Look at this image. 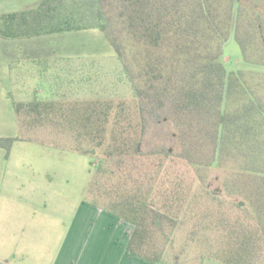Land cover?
<instances>
[{"label":"trees","instance_id":"1","mask_svg":"<svg viewBox=\"0 0 264 264\" xmlns=\"http://www.w3.org/2000/svg\"><path fill=\"white\" fill-rule=\"evenodd\" d=\"M234 4L42 0L2 15L3 38L100 30L125 91L15 103L20 135L0 148L37 141L95 158L90 203L133 226L126 252L149 264H181V254L191 264H264V72L226 70ZM233 38L243 62L264 67V12L240 4ZM161 121L177 150L143 152ZM214 169L219 189H210Z\"/></svg>","mask_w":264,"mask_h":264},{"label":"rangeland","instance_id":"2","mask_svg":"<svg viewBox=\"0 0 264 264\" xmlns=\"http://www.w3.org/2000/svg\"><path fill=\"white\" fill-rule=\"evenodd\" d=\"M240 4L259 13L264 12L263 3L257 2V0H235L232 29L229 39L222 49L223 62L229 72L238 70L264 72V67L245 63L241 60L240 49L233 38L234 20ZM84 33L86 34L83 35H87L85 43L89 44L90 52L94 55L92 58L85 59L88 65V82L82 80L86 78L80 74V81L76 88L44 90L41 86L35 87L30 90L29 99L35 96L39 100H49L54 97L83 99L110 96L119 98L118 96L123 95L124 83L119 82L121 76L118 75L121 64L104 33L98 29L88 30ZM18 135H20V131L14 117H10V115L1 117L0 138H15ZM156 146L177 150L174 131L169 122L161 121L150 126L142 151L152 150ZM10 151L11 159L9 161L15 169L16 176L29 184L23 187L24 193H27L25 190L31 187L33 190L30 193L38 195L41 203V211L38 214L39 233L35 234V230H33L37 220L28 213L25 217L27 218L25 234L20 239V248L26 255H29L28 260L30 262L50 264L63 240L69 222L77 210L94 209L91 210L94 214L91 215L85 231L90 242L97 239V235L102 237V232H104L106 238L105 251H108V236H110L111 243L115 245V242L112 241L117 236L118 228H121L120 221L122 220L93 206L87 192L92 170L90 162L95 163V158L72 151L67 147H55L37 141H15ZM221 178L222 175L219 170H212L209 182L210 189H219ZM95 212L96 214L97 212L103 213L98 217ZM131 227L133 226L131 225ZM30 231H33V234H30ZM177 252H179V248H176ZM191 255L193 256V253ZM185 259V255L181 254L180 263L191 264L190 260L185 261ZM15 260L19 259L15 258ZM19 261L21 262V260ZM212 263L215 262L206 259L202 264Z\"/></svg>","mask_w":264,"mask_h":264},{"label":"crops","instance_id":"3","mask_svg":"<svg viewBox=\"0 0 264 264\" xmlns=\"http://www.w3.org/2000/svg\"><path fill=\"white\" fill-rule=\"evenodd\" d=\"M41 1L0 0V17L32 9ZM87 31L0 37V118L10 115L16 121L14 104L39 100L36 96L32 99L28 96L35 87L41 86L44 90L73 89L80 81V74L86 78L82 80L88 82L85 59L94 55L90 52L89 44L85 43L87 35L83 34ZM10 159L11 151L6 154L0 148V264H35L20 248V239L25 234V217L28 213L37 220L33 230L35 234L39 233L41 203L38 195L30 193L33 190L31 187L24 193L23 187L29 184L16 176ZM91 210L94 209L76 211L50 264H149L126 252L133 230L127 222L120 221L121 228H118L117 236L112 241L115 245L111 243L110 236L107 237L108 251L104 249V232L102 237L97 235V239L90 242L85 231L94 214ZM214 262L212 264H221Z\"/></svg>","mask_w":264,"mask_h":264}]
</instances>
